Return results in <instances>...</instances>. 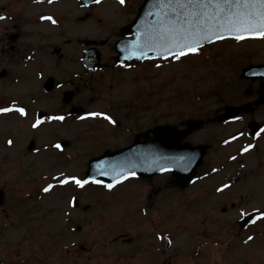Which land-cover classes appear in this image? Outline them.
<instances>
[{"label":"rangeland","instance_id":"rangeland-1","mask_svg":"<svg viewBox=\"0 0 264 264\" xmlns=\"http://www.w3.org/2000/svg\"><path fill=\"white\" fill-rule=\"evenodd\" d=\"M143 1L101 0L78 11L66 2L48 8L0 0V70H8L0 80V108L14 104L28 113H0V189L5 192L0 264H264V219L246 228L238 224L242 213L264 212V133L252 136L247 128L252 118L264 122V103L240 119L220 118L226 106L258 98L263 80L244 79L241 73L264 63V39H227L179 60L119 67L113 45ZM49 9L67 13L64 27L29 22L31 15ZM78 14L87 18L80 26L67 21ZM13 24L22 36L9 51L2 43ZM76 37L94 39L107 65L86 69L85 46ZM49 77L66 84L45 92ZM67 89L75 96L63 103ZM74 104L84 111L71 115ZM39 111L65 120L33 128ZM89 112L107 113L119 127L102 117L78 118ZM190 118L205 125L186 140L210 148L185 188L168 185L170 174L147 181L130 176L111 189L104 183L61 185L55 179H84L90 158L130 144L155 125L181 127ZM62 140L69 146L57 149ZM249 144L254 147L243 151ZM49 183L55 189L43 192ZM224 184L230 187L217 191ZM74 198L78 207L71 204ZM249 236L253 239L245 243Z\"/></svg>","mask_w":264,"mask_h":264},{"label":"water","instance_id":"water-1","mask_svg":"<svg viewBox=\"0 0 264 264\" xmlns=\"http://www.w3.org/2000/svg\"><path fill=\"white\" fill-rule=\"evenodd\" d=\"M159 4L160 0H146L141 6L135 20L122 28L121 34L125 37L115 45L116 51L119 52V55L115 57L118 63L170 56L167 54L160 55L157 51L149 50L146 47L143 48L144 55L140 56L141 46L149 42L150 37L155 33V27H159L158 21L163 19L162 14L158 15ZM132 35H134V38H128ZM225 37L231 36L225 33ZM214 40L215 38L212 41ZM207 43L209 42H205L203 45ZM99 58L100 54L95 49H90L85 57V63L88 67H96ZM251 73H257V75L253 76ZM259 73H264V65L245 68L243 70V77H251L252 79L264 78ZM4 74L5 72H2L0 77ZM52 84L53 81L50 80L46 84V87L51 89ZM261 91H264V84L261 87ZM71 97L72 93L68 92L65 100H69ZM263 99L264 95L255 104H260ZM251 105L249 104L245 109L248 111L253 110ZM242 109L243 106H228L226 107L224 117L236 116ZM185 123L187 125L185 129H177L171 125H158L146 131L144 140H135L130 146L121 150L106 151L103 155L91 159L86 172V178L92 179L95 177L97 180L115 182L133 172L140 176L152 177L166 171L161 170V168H164L173 170L176 185L182 187L188 185L196 174L208 146H193L187 142L182 143L186 136L201 128L204 122L202 120H187ZM249 126L253 132H257L259 129V124L256 122H251ZM64 144L68 143L64 142ZM179 157L190 158V163L186 167L183 164L177 166L175 161ZM101 171H106L108 174L101 175ZM3 195V191L0 190V204L3 202ZM253 218L254 215H251L250 218L242 220V225L245 226Z\"/></svg>","mask_w":264,"mask_h":264},{"label":"snow or ice","instance_id":"snow-or-ice-1","mask_svg":"<svg viewBox=\"0 0 264 264\" xmlns=\"http://www.w3.org/2000/svg\"><path fill=\"white\" fill-rule=\"evenodd\" d=\"M51 3L52 0H49ZM101 0H92V3L99 4ZM120 4H125L126 0H119ZM162 14L163 19L158 21L159 27H155V33L149 39V42L141 46L140 56L144 55L143 48H148L152 51H157L160 55H171L173 58L179 60L186 55L198 54L202 45L205 42L221 40L225 38V33L232 38L242 41L245 39H264V0H160L159 13ZM3 19V17H0ZM41 19L49 20L53 24L56 20L51 17H41ZM139 58V57H138ZM165 58H167L165 56ZM255 76L257 73H251ZM264 77V73H259ZM16 112L21 116L27 117L28 113L24 107H3L0 108V113ZM89 117H102L111 124H116L110 115L104 112H89L86 116L78 117L79 119H86ZM233 119H240V117H233ZM48 120L64 121L65 116H41L36 118L31 125L33 128H38ZM264 133V128L256 133L259 136ZM12 144V141H8ZM57 149L61 145H55ZM254 145L249 144L243 151L247 152ZM235 159V157H233ZM177 166L183 164L185 167L190 163V158L179 157L176 159ZM99 167V166H98ZM161 170H167L161 168ZM101 175H107L106 171H101ZM132 175H135L133 172ZM58 184L66 185L74 183L80 188H84L87 184L96 183L103 184L102 180H97L95 177L91 179H80L76 176H64L62 178H55ZM117 183L119 180L116 181ZM111 189L114 184L108 183L105 185ZM56 184L49 183L43 187L42 191L49 193L53 191ZM230 185L224 184L223 188L217 191H223L229 188ZM73 203L75 201L73 200ZM242 215H246L242 213ZM264 219V212H257L252 223L255 224L257 220ZM164 239L163 236L159 237ZM252 236L248 237L251 241ZM171 243V240L168 241Z\"/></svg>","mask_w":264,"mask_h":264}]
</instances>
